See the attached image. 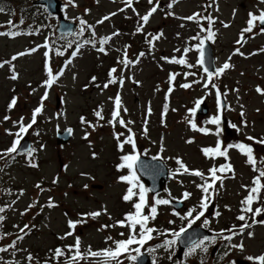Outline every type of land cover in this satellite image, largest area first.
<instances>
[{
  "label": "rangeland",
  "instance_id": "rangeland-1",
  "mask_svg": "<svg viewBox=\"0 0 264 264\" xmlns=\"http://www.w3.org/2000/svg\"><path fill=\"white\" fill-rule=\"evenodd\" d=\"M32 1L17 0L18 9L25 14L12 11V8H5L0 12V33H5L0 35V152L10 147L15 139L14 134L18 131V125L13 122L20 121L23 117V122L29 123L32 111L41 104L40 98L45 91L48 92L47 99L43 101L42 112L37 116L38 122L27 133L22 134V137L30 136V147L36 149L32 157H28L26 153H14L12 154L14 159L12 157L0 159V207L11 205L0 213L5 217L0 221V236H3L0 239V247H7L18 235H23L19 228L25 224L30 225L31 229L26 230L28 234L16 242L19 251L9 249L0 252V264L9 261L13 264H41L43 257L51 256L50 249L73 244L76 236L81 239L82 252H86L89 247L94 251L109 247L110 242L106 241L108 236L125 233L126 238L127 228L120 226L101 228V225H115V221L123 219L125 213L134 211L133 202L136 199L123 200L128 185L118 179L120 175L128 174V169H118L117 165L121 163L122 155L132 152V146L124 144L121 149L115 134L123 133L119 138L123 140L128 132L120 129L121 125L118 122L108 123L117 94L121 100L120 117L126 122L132 121L128 125L137 133L134 136L136 151L140 150L148 158L157 155L163 160L166 159L165 163L169 169L166 187L156 194L149 192L147 194L149 202L151 203L152 197L157 194L166 199H183L184 181L194 180L195 177L187 174L173 175L178 168L176 158H180L190 169H198L206 162L199 147L206 138L201 136L202 139L199 141L197 134L188 130L185 122L186 108L202 95L207 97L206 102H210L217 88H205L207 76L201 74L198 77L195 73L202 68L197 64L200 57L194 47L198 41L191 38L198 34L201 37L206 36L207 33L201 31V26L208 27V21L206 19L188 21L181 19L182 17L199 13L201 17L213 18L212 30L216 35L211 42L216 66H222L225 61L232 65L216 82H221L218 83V87L231 88L233 100H246L243 96L249 97L253 94L249 93L250 87L259 82L264 83V71L258 66L263 57L252 55L246 59L263 41L264 33H261L259 26L254 28L253 33H247L251 40L242 46L236 44L241 30L247 26L248 13L258 14L260 9H264V3L260 0H178L171 9L167 5L172 0H158V10L150 17L141 32H136L139 21L137 13L142 16L153 6L148 0H134L133 7L136 12L130 8L118 11L124 8L123 0H74V4H70L69 0H61L64 16L78 24L76 31L71 34L70 41L73 42L71 47L68 46L67 35L56 33V18L48 16L42 6L32 4ZM29 5L35 7L29 8ZM168 12L174 15L169 16ZM110 13L116 15L101 24L97 23ZM23 15L25 25L21 27L20 20ZM81 19L93 26L92 31L86 29L84 32L91 34V38L97 41L95 46L81 42V39L77 38L81 36L76 35L82 27L79 22ZM9 20L13 25L7 23ZM224 24L228 27H224ZM93 31L95 37L92 35ZM116 31L120 34L105 45L104 53L99 52L97 50L99 38ZM10 32L19 34L12 36L8 34ZM160 33L163 35L152 41L150 46L148 39ZM49 37L53 48L45 60H48L54 72L63 69V74L51 87L46 88L43 85L47 78L43 56L48 48L43 45L46 41L49 43ZM76 43L82 46L73 57L71 53L76 50ZM185 47L190 49L186 54L183 52ZM32 48H36V51L30 52ZM237 48L243 55L239 53L236 55L242 58L232 55L231 52L235 53ZM125 51L129 61H137L139 57L138 62L129 63L127 66L120 63ZM21 52L25 55L18 56L17 54ZM57 52H63L64 55H57ZM141 52L145 53L142 57L139 56ZM181 55H184L187 63L193 67L169 62L172 57L179 58ZM13 56L17 58L12 60ZM165 57L169 59H163ZM69 60L71 63H66ZM108 67L117 69L112 77L117 80L116 83H108L112 79L107 74ZM172 73L175 74V80L171 82L173 90L169 92V75ZM13 74L16 75V79L11 78ZM92 77H96L95 81H92ZM120 78L124 81L122 85L119 84ZM106 83L107 88L104 87ZM185 83L192 86L187 89L181 87ZM232 85L238 87L233 89ZM13 97L17 103L9 109L8 104ZM57 97L60 101L58 106ZM206 102L205 107L208 109ZM96 111L101 112L103 119L95 115ZM5 116L9 119L5 120ZM254 116L259 118L260 115ZM82 117L88 123H82ZM145 120L148 134L139 135L137 131H142L140 125L142 122V126L145 127ZM90 125H95V128ZM66 129L72 130L70 137L66 142L57 143L56 131ZM259 129V124L255 122L251 130L259 132ZM85 133L88 134L86 138ZM193 136H195L193 142L186 141L188 137ZM32 164L36 166L33 167ZM141 183L146 187L143 182ZM37 184L40 188L36 187ZM41 188L44 190L41 191ZM49 198L53 200L55 207H47ZM184 201L187 208L177 211L171 204L157 206L156 218L149 221V226H154L158 232L168 230L165 235L169 237L172 230L175 231L177 227L186 223L187 219L181 217L185 216L190 208L200 210L195 199ZM229 203L230 198L220 203L223 209L222 219H227L239 210L237 203L223 206ZM29 205L34 206L29 209ZM25 209L29 210L25 212ZM104 209L107 210L106 213H103ZM92 211H102L103 214L95 219L87 217L86 223L77 225L73 236L61 239L65 232L69 231L68 219L76 221L81 218V213ZM147 211L148 209H145V213ZM206 213L200 220L206 218ZM32 225L35 227H31ZM259 230L255 231L254 239L243 240L244 249L239 251L235 250L237 247L223 248L221 257L227 258L225 262L231 264L234 258H238L240 264H247L243 260L246 254L255 255L260 249L261 239L255 237L260 235L262 230ZM5 233L7 235H3ZM153 235L154 239L150 243L154 246L165 238L156 233ZM161 249L166 250L164 247ZM171 252L176 253L175 248L166 253ZM28 253L36 256L31 262L26 259ZM94 259L80 261V264L92 262L95 264ZM205 259L207 254L197 250L186 264H205ZM170 262V259L162 254L158 264ZM122 264H130V261L122 257Z\"/></svg>",
  "mask_w": 264,
  "mask_h": 264
},
{
  "label": "snow or ice",
  "instance_id": "snow-or-ice-1",
  "mask_svg": "<svg viewBox=\"0 0 264 264\" xmlns=\"http://www.w3.org/2000/svg\"><path fill=\"white\" fill-rule=\"evenodd\" d=\"M178 0H172L171 3L167 5L169 9L173 7L174 3H177ZM261 3H264V0H260ZM70 4H74V0H69ZM124 8L118 9V11H124L125 9H132L133 12H136V9L133 7L134 0H123ZM148 3L150 5H153L149 8V10L144 15H137L139 16L138 25L136 27V32L143 31L144 25L149 22L150 17L158 10V0H148ZM4 11L3 8H0V12ZM87 12L88 10L85 9ZM235 14V10H234ZM116 15V13H110L109 15H105L101 20H98L97 23L101 24L104 21H107L110 19L111 16ZM167 15L172 16L174 13L168 12ZM181 19L188 20V21H199L201 19H206L208 21V27L201 26V31L206 32L207 35L204 37H201L199 34L195 37H192L191 39L197 40L198 43L194 46L195 49L200 53V58L197 60V64L203 65L204 64V48H205V41H212L215 39V32L212 30V24H213V18L211 16L201 17L199 13H194L193 15L182 17ZM22 22V21H21ZM80 25L82 26L80 28V31L76 33L77 36H80L83 34V32L86 29H92L93 26L88 25L87 22L83 19L80 21ZM9 25H13V22L9 20L7 22ZM246 27L241 30L240 38L236 40V44H242V42L246 39L245 34L247 33H253L254 28H256L258 25H264V9H260L258 14L249 12L248 13V19L246 21ZM224 27H228L227 24L223 25ZM261 33H264V27L260 28ZM5 33H0V35H3ZM9 35L16 36L19 33L17 32H10ZM120 33L118 31L111 33L109 36L101 37L98 40L99 47L98 51L101 53H104L106 51L105 45L109 43V41L119 35ZM93 37H95V32L92 33ZM163 34L160 33V35H152L148 39V43L151 46L152 41L158 40L160 36ZM179 35V34H177ZM72 41L68 42V46L71 47ZM84 43H90L93 46L96 45L97 41L95 39L86 40ZM82 45L80 43H76V50L71 53L73 57H75L78 54L79 48ZM43 47L47 48L48 44L47 41L43 45ZM189 48L185 47L183 49V52L186 54L189 52ZM30 52H35L36 48H32L29 50ZM179 51V50H177ZM261 51H264V48L261 49ZM239 53L240 55H243V53L240 52L239 48L235 50V53ZM18 56L25 55L24 52L18 53ZM57 55L63 56V52H57ZM145 53L141 52L139 53V56H144ZM45 58L49 57V52H44ZM17 56H13L12 60H15ZM139 57L137 58V61H129L127 57V52L125 51L123 58L119 61L120 63L127 66L129 63H136L138 62ZM165 60H168L169 58L165 57L163 58ZM231 57H229V60ZM169 62L176 63L180 65H185L189 68L193 67V65L188 64L187 60L185 59L184 55H181L179 58L172 57ZM66 63H71V61H67ZM232 65L225 61L222 66L215 69V71H209L207 67L204 68V72L207 75V79L204 82L205 88H217V85L213 83V77H219L222 75L225 70L231 68ZM45 70L47 72V78L43 81V85L46 88L51 87L58 77L63 74V69H61L58 72H54L53 68L49 65L48 60H45ZM117 72L116 68H112L109 70V77H113V74ZM185 75H195V73H185ZM12 79H16V75L13 74ZM75 78V77H74ZM96 77H92V81H95ZM175 80V74L172 73L169 75V82L170 86L168 91L171 92L173 89L171 87V82ZM117 80L115 78H112L108 81V83H116ZM123 78H120L119 83L123 84ZM108 83L104 85L105 88L108 87ZM138 83V82H137ZM193 83H198V81H193ZM192 85L189 83L182 84L181 87L183 88H190ZM256 92L264 95V88L257 86ZM223 94L217 89L216 91V103L218 110L223 107L221 102V96ZM48 92L45 91L44 95L40 98L41 104L37 106L31 114V121L29 123H24V118L22 117L20 121H14L13 123L18 125V131L14 134L15 139L12 141L11 146L5 149L3 152H0V159H4L5 157H12L14 159V156L12 154H20V142L22 138V134H25L28 132L30 128L36 123L37 116L42 112L43 109V101L47 99ZM17 103V100L15 97L12 98L10 103L8 104V108L12 109ZM200 101H197V107H199ZM165 112L167 111V104H165ZM243 107V106H241ZM120 111H121V100L119 94L115 97L114 102V108L111 112V119L108 121L109 124H114L118 122L121 126L127 128L128 135L123 139L120 140V136L123 135V133H117L115 134L118 141H119V147L122 149L124 144H130L132 146V152L124 154L120 157L121 163L117 165L118 169H128L127 175H120L118 179L122 182H126L128 187L126 194L123 196L124 201H133L134 198H136L133 202V208L134 211H129L125 213L124 218L120 220L115 221V225H101V228H108V227H114V226H120L127 228V234L126 238L123 239H113L111 236L106 237V241L110 242V246L106 248H102L99 250H92L91 247L88 248L86 252L81 251V239L79 236H76L75 242L70 245H65L63 248L56 247L54 249H50L49 251L52 253V258L59 260L61 257H64L66 255L65 249H67L68 253L70 255L68 256V259L64 261V264H80V261L90 260L94 258H103L101 264H122L121 258H125L127 261L130 262H136L137 259L141 256V249L147 244L148 241H151L154 239V233L160 236H165V239L163 240L162 244L156 245L155 248H149V252H155L156 248L164 247L165 249L171 248L176 242L181 238L182 234L186 232L185 227H181L178 231H171V239H168L165 235L168 230H165V232H158L157 229L149 226V221L154 220L157 215V206L159 205H168L171 203L169 199L162 198L158 194L152 197L151 203L148 200L147 194L150 189L146 188L141 182L140 178L137 175V164L140 160V154L136 151V142L134 139V133H132L131 128H128V124L132 123V121H125L120 117ZM124 111H127L124 109ZM190 112H194L195 109H190ZM148 114H151V108L148 109ZM95 115L99 119H103L101 112L96 111ZM244 113L241 112V116H243ZM5 120H8L9 117L5 116ZM82 123H88L84 118H81ZM191 124V127L194 130L201 131L205 134H208L211 130L208 128H199L197 129V125L192 122L191 120L188 121ZM208 123L216 125L215 133L219 134L221 131V128L219 127L221 124V116L215 115L213 116ZM243 123L246 126V121H243ZM145 124V134L147 133V120L144 121ZM93 128H95V125H90ZM233 128H237L236 125H231ZM8 131V130H5ZM69 133H71V129H68ZM12 134V133H9ZM87 133H85V138L87 137ZM249 141H253L254 143L260 144L264 146V137L257 139L253 136H248L246 138ZM191 143V140L188 141ZM43 147V146H41ZM235 148L238 149L239 152L246 157V162L251 165L254 170L258 172L256 176L253 177L252 186H243L247 188L248 194L244 197V199L241 201V214L237 217L239 221L242 223L239 225V233L236 231H233L232 229H222L221 233L217 234L218 236H221L226 241H231L232 237L238 234L243 233L246 229L252 227L255 224H261L264 225V219H258V217H264V206L262 207H253L254 202L260 201L262 199L261 193L264 191V183H262V179H264V164H261L259 168H257V157L254 155V149L250 144L239 142L235 144H228L226 147H222L221 141L217 140L214 147H204L201 149L202 153L205 157L215 158V157H224L227 159V153L228 149ZM163 150V147L161 146V151ZM36 151V149L29 147L26 149V155L28 157H32L33 153ZM95 155V153L93 154ZM153 160L161 159L159 156L152 157ZM176 163L178 165V168L174 171L173 175L177 174H190L192 176L200 177L203 181L200 184H197L196 187L199 188L202 192V196L200 198L199 203V209L196 208L189 209L188 212L185 214V216H182L181 219H187V224L189 227L195 221L200 220L205 215V210L209 207V203L211 202L213 196L218 191L216 185L219 182L220 187H223V179L225 178L223 174L230 173L233 171L232 165L230 163H224L220 164L218 167L213 166L207 170V174L205 172L200 171L199 169H190L180 158H176ZM31 166L35 167V164H32ZM56 181L54 180L53 183ZM37 188H40V185H36ZM87 187V185H85ZM44 189L41 188V191ZM22 194V190H21ZM191 196V193L188 191H185L183 193V198L187 199ZM15 203V201H13ZM34 205H29V209H31ZM55 203L51 198H49L47 202V207L52 208L55 207ZM5 207H11V205H6ZM5 207H0V213H3L5 211ZM29 209H25V212H27ZM145 209H148L147 213H145ZM106 209L103 210V213H106ZM102 211H92L88 213H81L79 220H72L68 219L67 225L69 228V231L65 232L64 237H61V239L65 237H71L74 234V230L76 229L78 224H84L87 222V217H91L95 219L96 217L103 214ZM195 213V215H194ZM248 213H251V218L249 222V217L246 215ZM25 213H21V215H24ZM177 215H179L177 213ZM216 215H219V212L216 213ZM5 217L3 215H0V221H3ZM170 223H172L170 221ZM204 226H207L209 224L208 219H204ZM31 227H35L32 225ZM236 226L234 225L233 228ZM30 231V225L25 224L23 227L19 228V232L23 235H18L15 240H13L10 244L7 245V247H0V252H6L9 249H14L16 251H19V249L16 248V242L18 240H22L24 238V235H27ZM225 231L231 232V235H223ZM7 235V233L3 234ZM122 237L125 236V233L120 234ZM247 235L251 238L254 236V233L249 231ZM3 236H0V239H2ZM217 236L208 237L205 236L202 239H200L198 242H193L191 246L188 248V250L185 252V256H190L196 253V251L199 249L200 251H207V247L209 244H213L216 242ZM135 245V247H133ZM231 247H238L243 248V244L239 245H230ZM134 253V254H133ZM227 255V253H225ZM26 259L31 262L34 257L31 253H28ZM171 259V257H169ZM247 259L249 261H252L253 264H264V253H261L257 256H248ZM5 264H13V262H5ZM44 264H48V261L45 260ZM153 264H156L155 258L153 259Z\"/></svg>",
  "mask_w": 264,
  "mask_h": 264
},
{
  "label": "flooded vegetation",
  "instance_id": "flooded-vegetation-1",
  "mask_svg": "<svg viewBox=\"0 0 264 264\" xmlns=\"http://www.w3.org/2000/svg\"><path fill=\"white\" fill-rule=\"evenodd\" d=\"M259 69L264 71V57L261 63L258 64ZM233 86V85H232ZM260 86L264 88V83L259 82L255 86L250 87L249 93L252 92L256 96L249 95L247 97L246 95L243 96V98H246V100H233L231 96V88L229 86H217V89L223 94L221 97L224 99V102H222L223 107L218 110L217 108V97L216 92L213 95V99L210 100V102H206L207 97L200 96L199 101H203L204 103H207V113L206 115H201V113L197 112L196 106L197 101L195 104L188 106L186 108V118L185 122L187 124V128L190 132L197 134L199 141L202 139V137H205L206 140L202 144H199L200 149L204 147H214L217 140L221 141L222 147H226L228 144H235L239 142H244L247 144H250L254 149V155L257 157V168L260 167L261 164H264V146L254 143L253 141H249L246 138L248 136L256 137L257 139L264 137V95H261L256 92V87ZM238 86H233V89ZM251 89H254L253 91ZM217 91V90H216ZM206 98V100H205ZM243 106V107H241ZM195 109L194 112H190V109ZM241 112L244 113L243 116H241ZM261 113V114H260ZM254 114H259V118H256ZM215 115L221 116V124L220 128L221 131L219 134L215 133L216 125L208 123V121ZM191 120L197 125V129L199 128H208L211 131L208 134H205L201 131L194 130L191 127V124L188 122ZM259 120V121H258ZM243 121H246V126L243 123ZM259 124L260 129L259 132L252 131V127L255 124ZM143 123V122H142ZM141 125L142 131H137L138 134H145L144 127ZM236 125L237 128L231 127V125ZM263 127V128H261ZM135 131V130H134ZM148 132V131H147ZM137 134V133H135ZM148 134V133H147ZM191 140L193 142L195 140V136L188 137L186 141L188 142ZM137 152L141 155V151L137 150ZM142 155H146L143 153ZM205 164L203 166H199V170L202 172H205L207 174V170L213 166H219L220 164L224 163H230L232 165L233 171L230 173L223 174V187H220V183L218 182L216 187L218 191L213 196L211 202L209 203V209L210 211L206 213V218L209 220V224L207 226H204V219L197 221L196 223L210 229L213 231V234L209 237L217 236L216 242L213 244H209V248H207V251L203 252V254H207V259L205 264H227L225 261L227 258L221 257V251L225 247H232L230 245H239L243 244V240H252L253 237H249L247 233L249 231L255 233L256 229H261V233L259 236L255 235V237H259L261 239V246H259V250L257 253L254 254H246V257L248 256H257L261 253H264V225L261 224H255L252 227L246 229L243 233L235 235L232 237L231 241H226L221 236H218L217 234L221 233L222 229H232L233 231H236L239 233V225L242 223L237 219V217L241 214V201L244 199L245 196L248 194V190L243 186H252L253 177L258 174L254 168L249 165L246 162V157L242 155L238 149L231 148L228 149L227 153V159L224 157H205ZM190 175V174H187ZM195 179H186L183 183V190L188 191L191 193V196L187 199L193 200L195 199L198 203H200V198L202 196V192L199 188L196 187L197 184L202 183L200 177L194 176ZM262 183H264V179H262ZM193 194H196L194 196ZM262 199L260 201L254 202L253 207H262L264 206V191L261 193ZM227 198H230L229 204H223V206L227 207L226 205H231L232 203H237L238 211L233 213L230 217L227 219H222L223 212H219L220 210L223 211L221 208V201L225 200ZM219 212V215L217 216L216 213ZM249 217V222L251 218V213L246 214ZM258 219H264V217H258ZM236 226L233 228V226ZM260 231V230H259ZM223 235H231V232L225 231ZM202 239V238H201ZM200 240V239H199ZM243 244V249H244ZM241 250L242 248H235V250ZM241 258L245 261H247L250 264H253L252 261H249L247 258ZM238 259V258H237ZM234 258L233 262L237 260Z\"/></svg>",
  "mask_w": 264,
  "mask_h": 264
},
{
  "label": "water",
  "instance_id": "water-1",
  "mask_svg": "<svg viewBox=\"0 0 264 264\" xmlns=\"http://www.w3.org/2000/svg\"><path fill=\"white\" fill-rule=\"evenodd\" d=\"M33 3L36 4H43L45 5L47 11L50 14H56L58 16V26L56 31L58 33H72L76 29V23L73 21L67 20L61 11L62 1L61 0H35ZM264 27V25H260ZM204 68L207 67L209 71H214V56L213 50L209 43V41H205V48H204ZM68 130V129H67ZM57 131L56 133V141L57 143L66 142L70 136L69 131ZM30 147V139L28 136L22 138L20 142V152L26 151ZM144 161H150L151 164L141 163L140 161L137 164V168L149 186L151 192H156L162 188V185L165 183L166 180V170L161 162L149 160L142 158ZM174 206H178L177 202H173ZM190 232V231H188ZM179 247L182 248L183 242L182 239H179ZM193 240H189L186 243H191ZM137 262H141L139 264H148V259L145 255H141ZM144 262V263H142ZM137 264V263H136Z\"/></svg>",
  "mask_w": 264,
  "mask_h": 264
},
{
  "label": "trees",
  "instance_id": "trees-1",
  "mask_svg": "<svg viewBox=\"0 0 264 264\" xmlns=\"http://www.w3.org/2000/svg\"><path fill=\"white\" fill-rule=\"evenodd\" d=\"M18 7H19V4H18V2H17V0H0V8H3V9H5V8H12L11 10L12 11H20L19 9H18ZM32 7H35L34 5H29V8H32ZM21 13H23L22 11H20ZM23 14H25V13H23ZM22 17V16H21ZM20 21H22V22H20V26L21 27H24L23 25H25V16L23 15V17H22V19L20 20ZM88 25H90V24H88ZM90 31H92L93 30V28L92 29H89ZM71 37L72 36H69V41L71 40ZM78 39H83L82 41H86V40H91L92 38H91V34H89V33H83L80 37H77ZM67 40V41H68ZM72 52V51H71ZM38 122V120H36V123Z\"/></svg>",
  "mask_w": 264,
  "mask_h": 264
}]
</instances>
